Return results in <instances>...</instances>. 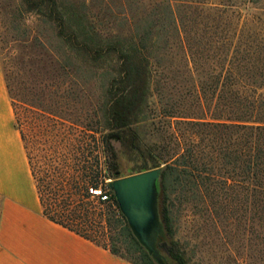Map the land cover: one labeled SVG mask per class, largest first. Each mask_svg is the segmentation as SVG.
<instances>
[{"label": "trees", "instance_id": "1", "mask_svg": "<svg viewBox=\"0 0 264 264\" xmlns=\"http://www.w3.org/2000/svg\"><path fill=\"white\" fill-rule=\"evenodd\" d=\"M121 1L126 20L117 16L108 31L88 0H24L65 45L63 75L76 85L102 82L82 121L23 100L27 132L4 69L44 215L134 264H154L107 180L165 163L158 189L170 237L176 212L190 203L238 221L264 253V0ZM33 112L55 121V145L39 124L36 151ZM158 117L161 138L150 145L140 128ZM164 248L176 264H191L179 240Z\"/></svg>", "mask_w": 264, "mask_h": 264}, {"label": "rangeland", "instance_id": "2", "mask_svg": "<svg viewBox=\"0 0 264 264\" xmlns=\"http://www.w3.org/2000/svg\"><path fill=\"white\" fill-rule=\"evenodd\" d=\"M110 2L117 5L109 9L107 5ZM88 4L89 12L96 22L108 31L116 29L117 16L118 23L126 20L124 17L128 12L122 6L121 0H88ZM65 48L54 25L42 16L28 11L24 0H0V52L3 67L16 103L18 125L27 132L30 131L31 116L23 100L33 99L34 103L42 107L82 121L99 99L102 89L100 80L87 83L78 81L79 85H76L71 76L63 75L60 66L69 59ZM72 92L78 93V98L71 97L69 93ZM38 116L33 112V146L36 151L41 149L39 124H44L49 130L48 144L57 143L52 138L56 132L55 121L51 118L43 119L42 116L37 118ZM160 120L159 117L150 119L140 128L145 141L150 145L160 141ZM67 123V126L72 124ZM123 163L132 168L137 160L124 158ZM164 166L165 163H162L159 167L163 169ZM113 180H107L112 189ZM159 181L156 196L157 225L148 233L152 247L142 241L126 217L154 264H176L164 248V242L168 244L173 239L181 242L191 264H264V253L260 251L263 245L259 244L254 234L247 232L238 221L227 220L226 213L216 214L203 206L184 203L175 214L176 234L170 237L161 217L162 196L158 189ZM101 239L109 242L107 234Z\"/></svg>", "mask_w": 264, "mask_h": 264}, {"label": "crops", "instance_id": "3", "mask_svg": "<svg viewBox=\"0 0 264 264\" xmlns=\"http://www.w3.org/2000/svg\"><path fill=\"white\" fill-rule=\"evenodd\" d=\"M0 264H134L44 215L1 56Z\"/></svg>", "mask_w": 264, "mask_h": 264}, {"label": "water", "instance_id": "4", "mask_svg": "<svg viewBox=\"0 0 264 264\" xmlns=\"http://www.w3.org/2000/svg\"><path fill=\"white\" fill-rule=\"evenodd\" d=\"M161 172L156 167L112 181L122 211L142 241L151 247L148 233L157 225L156 196Z\"/></svg>", "mask_w": 264, "mask_h": 264}, {"label": "built area", "instance_id": "5", "mask_svg": "<svg viewBox=\"0 0 264 264\" xmlns=\"http://www.w3.org/2000/svg\"><path fill=\"white\" fill-rule=\"evenodd\" d=\"M95 193H97V194H100L101 193V191H99V190H96L95 191ZM106 196H104V198H105Z\"/></svg>", "mask_w": 264, "mask_h": 264}]
</instances>
